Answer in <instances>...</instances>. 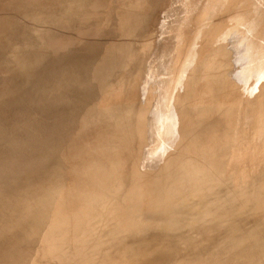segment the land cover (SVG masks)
Segmentation results:
<instances>
[{"label": "rangeland", "instance_id": "1", "mask_svg": "<svg viewBox=\"0 0 264 264\" xmlns=\"http://www.w3.org/2000/svg\"><path fill=\"white\" fill-rule=\"evenodd\" d=\"M0 101V264H264V0H0Z\"/></svg>", "mask_w": 264, "mask_h": 264}, {"label": "bare ground", "instance_id": "2", "mask_svg": "<svg viewBox=\"0 0 264 264\" xmlns=\"http://www.w3.org/2000/svg\"><path fill=\"white\" fill-rule=\"evenodd\" d=\"M5 12V11H4ZM6 18V17H5ZM21 21H22V19H21ZM7 22V21H6ZM7 24V23H6ZM18 24V23H17ZM30 25V24H29ZM35 26V25H34ZM7 27V26H6ZM31 27V26H30ZM33 27V26H32ZM38 29V28H37ZM34 30V29H33ZM32 31V30H31ZM35 31V30H34ZM36 32V31H35ZM30 33V32H29ZM44 37V36H43ZM34 39V38H33ZM39 39V38H38ZM40 40V39H39ZM42 40V39H41ZM30 41V40H29ZM35 46V45H34ZM28 48V47H27ZM26 52V51H25ZM23 56H24V54H23ZM15 59V58H14ZM21 60V59H20ZM22 64V63H21ZM20 64V65H21ZM17 66V65H16ZM141 66V65H140ZM14 68H15V66H14ZM14 68H13V70H14ZM17 68L19 69V67H16V70H17ZM25 68V67H24ZM23 68V69H24ZM137 68V67H136ZM10 68H8V70H9ZM133 69H134V67H133ZM20 70H21V67H20ZM25 70V69H24ZM27 70V69H26ZM33 70V69H32ZM23 71V70H22ZM17 72H19V71H17ZM29 72H30V70H29ZM23 73H24V71H23ZM133 73V72H132ZM31 74V73H30ZM12 75L13 76H15V73H13V74H11V76L10 77H12ZM9 77V78H10ZM39 77V76H38ZM32 80V79H31ZM28 81H30V80H28ZM92 81V80H91ZM6 82V81H5ZM92 83V82H91ZM70 86V85H69ZM104 86V85H103ZM3 87H4V85H3ZM102 87V86H101ZM18 93V92H17ZM3 94V93H2ZM38 94V93H37ZM133 96V95H132ZM89 98V97H88ZM139 99V98H138ZM91 100V99H90ZM143 101V100H142ZM1 102V101H0ZM107 103V102H106ZM24 104V103H23ZM133 104V103H132ZM139 104V103H138ZM76 105V104H75ZM103 105H104V103H103ZM119 105V104H118ZM124 106V105H123ZM151 106V105H150ZM110 107V106H109ZM114 107V106H113ZM120 109V108H119ZM117 112V111H116ZM105 113V112H104ZM147 113V112H146ZM149 113V112H148ZM150 114V113H149ZM150 117V116H149ZM99 118V117H98ZM159 119V118H158ZM109 120V119H108ZM151 120V119H150ZM94 121V120H93ZM122 123V122H121ZM134 126V125H133ZM120 127V126H119ZM36 128V127H35ZM122 129V128H121ZM47 131V130H46ZM42 132V131H41ZM49 133V132H48ZM149 136V135H148ZM72 137V136H71ZM151 137V136H150ZM10 139V138H9ZM147 142H149V141H147ZM26 144V143H25ZM68 144V143H67ZM147 145V144H146ZM42 146V145H41ZM147 148V147H146ZM149 148H151V147H149ZM52 149V148H51ZM103 149V148H102ZM144 151V150H143ZM84 152V151H83ZM145 155V154H144ZM11 159V158H10ZM24 159V158H23ZM27 160V159H26ZM46 160V159H45ZM142 160V159H141ZM151 160V159H150ZM17 161V160H16ZM14 162V161H13ZM154 162V161H153ZM142 163V162H141ZM138 164V163H137ZM152 164V163H151ZM174 166V165H173ZM15 167V166H14ZM94 167V166H93ZM84 168V167H83ZM151 168V167H150ZM154 168V167H153ZM156 168V167H155ZM98 170V169H97ZM140 170V169H139ZM145 170V169H144ZM151 170V169H150ZM70 171V170H69ZM94 172V171H93ZM140 172V171H139ZM206 175V174H205ZM10 176V175H9ZM86 176V175H85ZM126 176V175H125ZM131 177H132V175H131ZM145 178V177H144ZM155 178V177H154ZM159 178V177H158ZM100 180V179H99ZM116 180V179H115ZM131 180V179H130ZM79 181V180H78ZM160 181V180H159ZM117 182V181H116ZM164 182V181H163ZM91 183H93V182H91ZM102 183V182H101ZM156 183V182H155ZM111 184V183H110ZM120 185V184H119ZM4 186V185H3ZM45 186V185H44ZM110 186V185H109ZM116 186H117V184H116ZM109 188V187H108ZM121 188V187H120ZM82 189V188H81ZM171 189V188H170ZM112 190V189H111ZM146 190V189H145ZM3 191V190H2ZM205 191V190H204ZM107 192V191H106ZM1 194V193H0ZM101 194V193H100ZM103 194V193H102ZM137 194V193H136ZM139 194V193H138ZM25 195V194H24ZM57 196V195H56ZM100 197H102L101 195H100ZM137 197V196H136ZM1 198V197H0ZM139 198V197H138ZM143 198V197H142ZM182 198V197H181ZM6 199V198H5ZM102 199V198H101ZM107 199V198H106ZM46 200V199H45ZM105 200V199H104ZM134 200V199H133ZM105 201H107V200H105ZM103 203H104V201H102ZM108 202V201H107ZM140 202V201H139ZM95 204H97L96 202H95ZM105 204H106V202H105ZM104 204V205H105ZM138 205V204H137ZM121 211V210H120ZM117 212V211H116ZM130 212H132V211H130ZM121 213V212H120ZM116 215V214H115ZM119 216V215H118ZM124 217V216H123ZM103 219V218H102ZM130 219V218H129ZM93 221V220H92ZM125 221V220H124ZM133 221V220H132ZM146 221V220H145ZM151 221V220H150ZM103 222V221H102ZM107 222V221H106ZM117 223V222H116ZM114 224V223H113ZM146 224V223H145ZM124 225V224H123ZM195 225H196V222H195ZM122 226V225H121ZM131 228V227H130ZM194 228V227H193ZM196 228V227H195ZM209 229V228H208ZM86 230V229H85ZM88 231H90V230H88ZM205 231V230H204ZM210 231V230H209ZM208 232V231H207ZM83 233H84V231H83ZM90 234H91V232H90ZM163 239V238H162ZM164 239H166V238H164ZM163 239V240H164ZM160 243V242H159ZM171 245V244H170ZM251 249V248H250ZM240 252V251H239ZM169 253V252H168ZM167 253V254H168ZM248 253H250V252H248ZM251 253H252V251H251ZM240 257V256H239ZM251 259V258H250ZM252 261V260H251Z\"/></svg>", "mask_w": 264, "mask_h": 264}]
</instances>
